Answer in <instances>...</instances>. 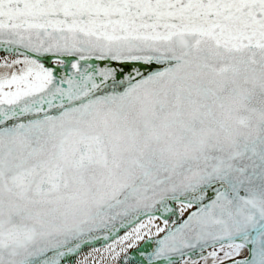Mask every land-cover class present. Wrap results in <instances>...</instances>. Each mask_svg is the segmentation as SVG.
<instances>
[{
  "label": "snow or ice",
  "instance_id": "snow-or-ice-1",
  "mask_svg": "<svg viewBox=\"0 0 264 264\" xmlns=\"http://www.w3.org/2000/svg\"><path fill=\"white\" fill-rule=\"evenodd\" d=\"M0 264H264V0H0Z\"/></svg>",
  "mask_w": 264,
  "mask_h": 264
}]
</instances>
